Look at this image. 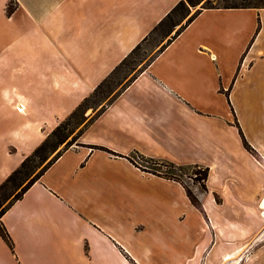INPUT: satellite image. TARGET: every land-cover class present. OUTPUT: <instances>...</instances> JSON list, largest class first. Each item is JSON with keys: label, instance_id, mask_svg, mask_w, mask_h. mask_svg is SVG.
I'll return each instance as SVG.
<instances>
[{"label": "crops", "instance_id": "1", "mask_svg": "<svg viewBox=\"0 0 264 264\" xmlns=\"http://www.w3.org/2000/svg\"><path fill=\"white\" fill-rule=\"evenodd\" d=\"M9 1L0 183L179 0ZM190 17L5 210L0 264H264V7ZM106 149L207 166L201 206Z\"/></svg>", "mask_w": 264, "mask_h": 264}, {"label": "trees", "instance_id": "2", "mask_svg": "<svg viewBox=\"0 0 264 264\" xmlns=\"http://www.w3.org/2000/svg\"><path fill=\"white\" fill-rule=\"evenodd\" d=\"M197 2V0H179L176 5L171 9L169 13L165 15V17L153 28V30L159 25H165L167 27L173 24L171 19V13L177 9L185 8L186 4L193 5ZM221 7H264V0H228ZM14 8L13 2L10 0L7 3V13H10ZM200 10V9H199ZM195 11L190 18L195 16L198 11ZM139 44L132 49V51L125 57L123 60L116 65L111 72L103 78L93 89V91L85 97L76 107L71 111V113L59 122L58 125L54 127V129L47 134V136L43 139V141L38 144L17 166L14 170H12L7 177L0 183V237L7 244L9 249L14 252L13 241L1 221V216L5 212V210L21 195L23 192L40 176V174L62 153L63 150L68 148L65 146L62 150L57 151L54 156L47 160V157L51 151H53L60 143L65 141L67 137L72 133L73 129L70 127V120L77 114L81 113L88 101L99 95H111L108 99V102L101 105L92 116H90L87 121L82 125L80 130L78 131L76 137L78 138L79 134L82 132L84 128L109 104L115 96L125 88L138 74V72L142 69H138L134 74H132L115 92L110 90L111 83L113 81V76L123 68L124 66H129L132 63L130 58L135 52L136 48H138ZM227 93V92H226ZM236 122V121H235ZM238 126V123L236 122ZM240 135L242 138V142L245 148L248 150H253L249 143L244 138L242 131L240 130ZM107 151L114 153L111 150L106 149ZM129 159L132 163L138 166L141 170L145 172H149L167 179H172L180 182L185 192L193 205L196 207H200V201L197 195L194 193L193 189L185 182L183 177H187L192 180L193 185L198 186L201 191H206V179L208 176L209 168L207 166H202L199 164H177L173 161L167 159H159L154 157L145 156L138 151H132L128 155H121ZM140 159L141 161H139ZM47 160V161H46ZM45 164L33 175L30 177V174L39 166V164ZM26 182L16 190L23 181ZM216 200L218 197L216 196Z\"/></svg>", "mask_w": 264, "mask_h": 264}, {"label": "rangeland", "instance_id": "3", "mask_svg": "<svg viewBox=\"0 0 264 264\" xmlns=\"http://www.w3.org/2000/svg\"><path fill=\"white\" fill-rule=\"evenodd\" d=\"M228 0H197V2L193 5L186 4L185 8L183 9H177L174 12L171 13V19L173 21V24L169 27L165 25H159L157 26L150 34L149 36L139 44L138 48H136L135 52L133 53L132 57L133 59L132 63L129 66H124L121 68L116 75L113 76V81L110 86V90L112 92H115L120 86L132 75L134 74L138 69H140L152 56L153 52L159 47L161 42H163L166 36L171 33V29L174 28L175 24L179 23L181 20H185L190 15H192L195 11L206 8V7H217L222 6L226 3ZM111 95L107 96H96L88 101L84 109L81 113H77L71 120H70V127H72L73 131L72 133L63 141L60 143L53 151H51L47 157V160L52 158L54 154L62 150L65 146H71L77 142V133L82 127V125L87 121V119L94 114V112L101 107V105L108 102V99ZM253 105V103H250ZM46 160V161H47ZM141 161L140 159H138ZM39 164L38 167L30 174V177L33 176L44 164L45 162ZM185 182L193 189L194 185L192 183V180L183 177ZM26 182L23 181V183L16 189L19 190V188ZM263 235H264V229H263Z\"/></svg>", "mask_w": 264, "mask_h": 264}]
</instances>
